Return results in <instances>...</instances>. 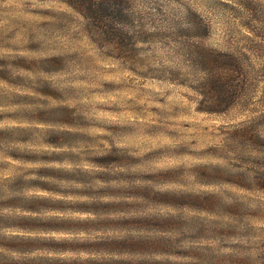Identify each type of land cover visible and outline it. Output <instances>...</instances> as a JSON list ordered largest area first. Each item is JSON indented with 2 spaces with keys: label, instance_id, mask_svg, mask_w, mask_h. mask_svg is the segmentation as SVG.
Masks as SVG:
<instances>
[{
  "label": "rangeland",
  "instance_id": "374dc122",
  "mask_svg": "<svg viewBox=\"0 0 264 264\" xmlns=\"http://www.w3.org/2000/svg\"><path fill=\"white\" fill-rule=\"evenodd\" d=\"M0 264H264V0H0Z\"/></svg>",
  "mask_w": 264,
  "mask_h": 264
}]
</instances>
